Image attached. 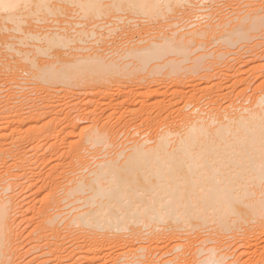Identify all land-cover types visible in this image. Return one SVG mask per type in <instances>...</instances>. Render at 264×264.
I'll list each match as a JSON object with an SVG mask.
<instances>
[{
	"label": "rangeland",
	"instance_id": "rangeland-1",
	"mask_svg": "<svg viewBox=\"0 0 264 264\" xmlns=\"http://www.w3.org/2000/svg\"><path fill=\"white\" fill-rule=\"evenodd\" d=\"M190 5L191 6L187 5V8L183 7V9L177 7L178 9H176L178 11L182 10L181 13L177 12L176 9H174V11L176 10L175 14L173 13V10L172 12L168 11L169 13H167L170 15V17L175 16L174 18L169 17L168 20H166L165 17L163 20L161 17V19L159 18V20H157L158 22L162 20V23H165L167 21L166 24H158L154 22L153 19H151L153 21L152 22L150 19H146V17L144 16H134V18H130L129 14L125 12L121 13L122 16L120 19H116L113 16L109 17V23H105L104 19V21L102 19H99L95 22L88 21V23L85 24V27L92 28L93 25H95V29L98 31V33L101 34L98 43H92V38H94L95 36L90 35L88 37V40H86V42L83 44L84 46L82 45L83 48L75 49L76 53L72 48L75 44L74 43L71 44V48H68V46L67 48L65 47L64 52L62 51L63 54L61 50H59L61 53V56L59 55V57L64 59H72L74 58V56L70 57V55H75L78 52V55H80V57L81 55L86 56L87 54L93 53L94 56L103 55L102 57L106 58V61L115 59L114 61H116L117 64L119 63L120 65H122L119 66L122 71L118 69L122 73L120 72L121 75L119 74V80L105 82V84L107 85L105 87L99 82L91 84L85 83V81H83L84 84L83 82H79L73 85H67L59 82L45 83L36 78L33 75L34 70H37V68H35L36 65L47 63V60L51 61V59H53L52 61H54V58L55 60H57L58 55L57 57L54 55H56L58 50L54 48V50H52L55 51L56 49L55 52L50 50L47 52L48 54H39V58L37 57L35 59L36 61L33 60L35 61L34 67L31 66L32 61L29 59H23V63H20L17 60L20 56L24 55L29 58L34 57L36 48L34 49L33 44L35 45L36 43H40L37 42V39L35 38H27V42L29 43L25 45L23 44L21 46L19 45L22 49H24L23 54L13 53L6 57L7 59L3 58L0 54V72L2 73L0 75V201L1 199H7L8 201L10 212L8 223L11 222L9 226L11 225V230H13V232H9L7 237V249L4 248V253L2 255L3 264H54L56 261L58 262V260H54L55 262L52 260V254H48L50 246L48 247L46 245L47 241L52 242L56 240V237L51 236L50 232H48V236L46 239L42 236V230H40L38 227L41 219L40 217H44V213H41L43 211V208L47 206L49 201H55V199H57V201L59 202L65 195V188H69L67 186H72L73 183L71 180H73L74 177H77L78 179L80 178L79 176L83 174L86 176V174L91 172L90 169L93 168L92 166H94V168L98 167V161L100 162L108 158L114 159V157H116L117 159V155L118 157H122L123 160L125 159V156H128V153L130 154L131 150L129 149H131V147L135 143L140 142V144H142L141 142L144 140L146 145H150L152 142L148 144V141L152 138L151 136L155 135L156 129H152L153 127L150 128V126L146 123L144 124L143 122L145 118L157 116L159 113H161V116L163 117L166 114L164 110L165 108L173 107V111H176L174 109L182 107L186 103H188V105L185 111H192L193 107H196V105H200L201 109L205 108V110H209L213 104L211 102H208L211 99L215 100L217 96H219L217 97V99L220 98L218 99V102L220 101L219 104H221L222 102V106L229 105L232 102L235 104H245L248 106L255 102L253 100H259V97L261 95L262 98H264V0H193V3ZM187 10L189 12H187ZM183 11H185L186 13H184ZM249 11H251L250 14H248ZM171 13H173L174 15ZM190 13L193 14L191 15ZM168 14H166L167 17ZM191 16L193 17L192 19H190ZM244 17L245 19L243 21ZM252 17L254 18V22L252 21L253 19H251ZM63 18L72 21L71 24H65L68 27L73 26V22L76 20L74 18H70L67 15H63ZM187 19L189 20L187 21ZM77 20L79 19L77 18ZM148 20H150V22ZM226 20L228 21V23ZM251 21L252 27L250 26L249 28L248 24H250ZM218 23L222 28L218 26ZM36 24L42 27L41 30L39 29L40 31H42L45 30V28L53 30L54 27L60 25V22H51L50 20L43 19L41 16L40 20L36 21ZM117 24H119V26L115 30H109L111 26L113 27ZM186 24L188 26H186ZM198 24L200 25L199 27H197ZM23 25L26 28H30V24L28 23H24ZM133 25L136 28L133 29ZM204 25L206 28L204 27ZM210 25H212V28H214L212 29ZM195 26L197 28L201 27L202 29L200 28L198 30ZM76 27H79V25H76ZM129 27L133 30H129ZM148 27H150V29ZM191 27L193 30L196 29L197 31L203 30L204 27V30H208V32L204 33L203 36L200 35L198 37H195V40H190V37L192 36L190 33ZM240 28L241 30L244 29L242 31L245 34L240 31ZM229 30L234 31L232 32ZM187 31L188 33H190V36L188 35ZM8 32L10 35H24L26 33V31L15 30H9ZM185 32L187 33V35L185 34ZM241 32L242 34L240 35ZM156 34L157 36H155ZM167 34L168 37L173 35L174 37H176V39L184 36L182 40H176L178 42L176 43V45L180 44L179 47L177 45V48H180L181 52H178L179 49L177 50V48L174 47L172 48L176 49L177 51L166 48L168 49V52L166 54L161 55L159 58L154 57L150 59L149 63L144 69H136L133 70L134 72L131 71L132 69H134L135 64H137L138 60L133 57L131 58V56L126 58L123 57L126 54L125 52L127 50V47L129 48L130 45L132 47L138 45V48L141 47L142 44H145L140 41L144 37L145 39H148L152 42L155 41L152 36H155V39H157V41H161L162 38L160 40L158 38L161 35L162 37L163 35L167 36ZM96 37L98 38V36ZM150 37L151 39H149ZM9 40H14V37L10 36ZM89 40L91 42H89ZM106 41L107 43H105ZM123 41L125 42V44L122 43ZM2 45L3 44L0 43V47ZM60 49H63V47ZM49 52H52L51 56ZM37 59H40L41 61H38ZM6 60H8V63L10 62L7 65ZM127 61L130 63L126 67H124L123 64H125V62ZM20 64L22 65L20 66ZM4 65H6V67H4ZM172 66L173 69H170V67ZM25 68L29 69L31 73ZM16 71H18V73ZM91 85H98L99 87H104L106 90H98L96 92L97 88H93V86ZM240 89L241 92L239 91ZM93 91L95 93H93ZM244 96L246 97V99ZM45 97L47 98V100ZM158 98L161 100L160 103L157 102ZM19 99L22 100L20 101L22 106L19 103ZM154 99L156 100V104L154 103ZM249 99L253 100L249 101ZM91 100L92 102H89ZM14 101H16V103ZM43 104L44 106L45 104L49 106H45L43 108ZM55 106H57V108ZM55 108L56 113L54 111ZM230 108L232 107L230 106ZM47 109L49 111L51 110V112H48ZM173 116L177 118L176 112ZM16 117L18 118L16 119ZM107 117H109L110 119ZM21 118L23 120L25 119L24 121L27 122H21ZM70 121H73L75 124ZM102 124H104L103 126H106L112 131L110 132L112 135L108 137V143L104 146L100 145L96 147L90 143H87V132L92 130L91 128L96 129L100 126L102 127ZM93 126L96 128H94ZM48 127L50 128V131L48 133H45ZM68 132L72 133L68 134ZM128 136L130 137V139ZM134 138L136 139V141L138 139L140 141H135V143L133 144L132 141L134 140ZM124 139L126 140V143ZM146 139L149 140L147 141ZM81 142L87 144V146L90 145L88 146L89 148L87 149V152L85 153L86 155L84 156L86 159L84 158V161L82 160V157V162L79 161L80 158L78 160V157H73L76 155L74 152L77 151V148H79L83 144ZM128 142L129 144H127ZM122 143L127 144H124L126 147H124ZM74 145L77 147H75ZM20 147L22 148V150ZM17 149H20L21 153H19L20 151ZM123 149H125L124 151H126L125 153L127 155L122 154L124 152L120 150ZM116 153L119 154L116 155ZM15 154L16 157L11 156ZM120 154L122 156H119ZM3 158L7 159L6 162L2 161ZM17 158L18 160L19 158L23 160L22 164L16 163ZM81 163H83V165ZM74 169H76V171H72ZM80 171L83 172L81 173ZM84 175L82 177H84ZM138 185L140 186V182L138 183ZM250 185L247 186L248 189L254 186L253 184V186ZM260 186L263 187V183ZM260 186L259 188L257 186V190L262 188ZM251 190H253V193L256 194L258 192L256 190V187L255 191L257 192H254V187ZM262 190L263 193L264 189ZM142 193L144 194V191L139 192V195L143 196V199L144 196L146 197V199L147 197H152L150 196L151 193H147L144 195ZM258 193L259 194H257V197L261 192ZM254 195H252L250 198L253 199L252 197ZM257 197L255 196L254 198ZM73 200L74 198L72 197V199L70 198L65 201L62 200L59 203H56L52 211L53 213L61 214H59V217L57 219L58 222H60V231L55 233V235L60 234V238L63 239V245L66 244L64 245L65 247L68 245L71 246V244L73 243L72 239L76 235H78L81 239L78 240L79 244L86 241V238H84V236L82 237V235L80 234L82 231L80 227H76L73 225L67 226L68 222L70 221L69 218H71L75 213V211H73L75 205L77 206L78 204V206H80L83 203L81 201H77L76 203L75 201L71 202ZM82 209L83 208L79 210ZM70 210H72V212H70ZM262 221L253 220L249 223L243 222L244 224L242 229L233 228L228 231H221L218 227L214 228L212 226L204 229L196 228L192 232L193 234L189 232L188 234L186 233L184 235H178L184 236L185 239L174 238L173 240L171 239V241H167L165 238L164 240L162 239V243H158L160 245V248L164 246L163 248H161L162 251L159 247H157L156 250L155 242L149 239L152 238L151 235H153L150 233L149 228H143L142 231L146 233H139L140 236L134 235L138 234L135 233L136 231L134 232V229L123 231L119 235H117L118 232H115L114 234L111 233L109 238L110 240L107 241V244L110 242L108 245L105 244L106 242H98V247H100L99 249H103V253H100V255H98L99 257L101 256L99 260L97 259L95 261L94 259L95 262L91 263L96 264L97 262V264H119L123 261V259L126 261L127 259H129V257L130 261L133 260L134 256L137 255V252L139 254L145 252V254L150 255L149 258L152 260L151 262L155 261L156 263L158 260V263L156 264H161L165 260H167L170 255L171 258H173L176 255L182 253L185 249L188 251V256L186 255V258H191L192 256H194L196 260L199 257L198 260L201 261L202 258L204 259V256H208L209 250L211 251L210 248H212L213 246V251H216H214L216 256L220 254L223 258H225L226 253L228 256L230 255V257L225 258L227 260L222 258L224 263L226 261L225 264H254V262L255 264H259L261 261L262 263L260 264H263L264 219ZM76 228L78 229V231H75ZM243 232L244 234L245 232L246 234L249 233L247 234L248 236L245 237L244 234H241ZM147 234L149 235V237ZM142 237H144V240L142 239ZM83 238L84 241H82ZM247 239L249 241H247ZM256 239L258 242L256 241ZM200 241H202V243ZM234 241L235 243H233ZM241 241H243V245L242 243H240ZM184 243L187 244L183 245ZM246 243L251 246L250 249H248L250 252L246 249ZM102 244L104 245V247ZM167 244L169 245V247ZM179 244L188 246V249L190 251L183 246L180 249L177 248ZM152 245L154 246V250ZM236 245L239 246V248ZM142 246L145 248H143ZM194 249L199 255H197L193 251ZM242 249H245L244 251L247 252L241 253L243 252ZM172 250H174V252ZM178 250H180V252H178ZM198 250L200 253L198 252ZM212 252H210V254H212ZM80 253L82 252L80 251ZM171 253L174 256H172ZM240 253L242 254L241 258L239 255ZM122 254L124 255L122 256ZM160 254L164 255H161V257ZM127 255L129 256L128 258ZM236 255H238L239 257L237 258ZM80 256L81 255L79 254V263L88 264L89 260L87 259L86 261L85 259H82V262ZM109 258L111 259L109 260ZM43 259L45 263L43 262ZM45 259H49L50 261L48 262ZM178 259L176 258V261H174V263L172 264H177L179 262ZM250 259L252 260V263H250ZM113 261H115V263ZM66 262H70L69 259H66Z\"/></svg>",
	"mask_w": 264,
	"mask_h": 264
},
{
	"label": "bare ground",
	"instance_id": "bare-ground-1",
	"mask_svg": "<svg viewBox=\"0 0 264 264\" xmlns=\"http://www.w3.org/2000/svg\"><path fill=\"white\" fill-rule=\"evenodd\" d=\"M192 3L193 0H0V43L3 44L0 47V54L2 55L3 58H6L13 53L23 54L24 49H22L20 46L29 43L27 42L28 41L27 38L29 39L35 38L37 39L36 41L40 43H36L35 45L33 44L34 49L35 48L37 49V50L35 49L36 52L34 54V57L29 58L24 55L20 56L17 59L20 63L21 62L23 63V59H29L32 61L31 66L34 67L36 61L35 59L37 57L39 58V54L42 55L48 54L47 52L50 50L53 51L54 48L58 50L56 55H54L56 57L58 55L57 60H55L54 58V61H52L53 59H51V61L47 60V63H44L45 62L44 61L43 62L44 64L36 65L35 68H37V70H34V72L32 71L33 75L36 78H38L39 80L45 83L59 82L67 85H73L83 81H85V83H91V84L92 83L95 84L99 82L105 87L107 86L105 82L119 80L118 78L119 74L121 75L122 73L121 72L122 70L119 68V66L122 65H120L119 63L117 64L116 61H114L115 60L114 58H113L114 60L106 61V58L102 57L103 55L94 56L93 53L87 54L86 56L81 55L80 57V55H78V52L75 55H70V57L74 56V58L72 59H64L59 57V55L61 54L59 50H61V52L62 51L64 52L65 47L67 48L68 46V48L69 47L71 48L72 47L71 44L74 43L76 44V46L74 44L72 48L74 49L73 51H75L76 53L75 49L83 48L82 45L86 42V40H88V37L90 35L95 37L98 36V38L96 37V39L95 37L92 38L93 40L92 43H96V44L98 43L101 34L98 33V31L95 29V25H93L92 28H86L85 24H87L88 21L95 22L99 19L102 20L104 19L105 21L104 20L103 21L105 23L107 22L109 23L110 22V20L108 19L109 17L113 16L116 19H120L122 16L121 13L125 12L129 14L130 18H134V16L135 17L144 16L146 17V19L147 18L150 20L153 19L154 22L160 24L163 21L160 20L158 22L157 20H159V18L161 19L162 17V19L164 20V18L166 17L165 19L168 20V18L170 17L168 13L170 11L172 12L173 10V13L175 14V11L178 8H182V9L183 7L187 8L186 6L187 5L191 6L190 4ZM174 9L176 10L174 11ZM188 10L187 12L190 11ZM181 11L177 10V12L180 13ZM183 12L186 13L185 11ZM250 12L251 11H249L248 14H250ZM193 13L190 14L192 15ZM166 14H168V17ZM63 15H67L70 18L76 19L73 22V26L71 27L66 26L67 25L66 23L71 24L72 21L63 18ZM41 16L43 19L50 20L51 22H60V25L54 27L53 28L54 31L50 29H46L44 26L43 27L45 28V30L40 31L42 27L38 26L36 24V21L40 20ZM171 17L174 18L175 16H171ZM77 18L79 20H77ZM192 18L193 17L191 16L190 19ZM244 19L245 17L243 18V21ZM251 19H253L252 21L254 22V18L252 17ZM150 20L148 21L150 22ZM188 20L189 19H187V21ZM252 21L250 24H248L249 28L250 26L252 27ZM24 23L30 24V28L24 27L23 25ZM166 23L167 21L162 24H166ZM76 25H79V27H76ZM118 26L119 24L113 27L111 26V28L109 27L110 28L109 30H115ZM186 26L188 25L186 24ZM199 26L200 25L198 24L197 27ZM210 26L212 28V25ZM218 26H220L219 23ZM204 27L203 30L200 31H197L194 27L193 28L195 30H193L191 27V32L190 31L189 32L191 33L192 38L190 37V40L191 39L195 40V37H198L200 35L203 36L204 33L208 32V30L206 31L204 30ZM132 28L134 29L136 27H134L133 25ZM148 28L150 29V27ZM200 28L197 29L199 30ZM133 29L130 28L129 30L132 31ZM9 30L26 31V33L24 35H14V34L10 35L8 32ZM242 30L240 28V31ZM229 31L233 32L234 30H229ZM242 32L240 33V35L242 34ZM187 33L185 32L186 35ZM190 33H188V35ZM10 36H13L14 40L10 41L9 40ZM155 36H157V34ZM155 36L154 37L152 36V38H154L155 40L152 42L149 41L148 39H145V37L143 39L141 38L142 40L140 41H142V43L145 44L144 45L142 44V46L139 48H138L139 45L135 46L134 44L133 45L135 47H132L131 45L129 48L127 47V50L125 52L126 54L124 53L125 55L123 54L124 55L123 57L126 58L131 56V58L133 57L136 58V60H138L137 64H135L134 69H132L131 71L136 69H144L146 65L149 63L150 59L154 57L159 58L161 55L166 54L168 52L167 51L168 49L176 50L173 49L172 47L177 48V45L179 47L180 44L176 45V43H178L177 41L182 40V38L184 37L183 36L180 37L179 39H176V37H174L173 35L168 37L167 34V36L163 35V37L165 36L164 38L162 37V35L160 37L158 36L159 37L158 39L160 40L162 38V40L157 41V39H155ZM149 39H151V37ZM89 42L91 41L89 40ZM105 43H107V41ZM122 43L125 44L124 41ZM62 47L63 49H60ZM177 50L178 52H181L180 48H177ZM36 53L38 54V56ZM51 54L52 52L50 53V56ZM6 61H5L6 65L10 63V62L8 63V60ZM129 63L130 62L128 61L125 62L123 66L126 67ZM56 64H60V65H56ZM6 65H4V67H6ZM21 65L22 64H20V66ZM118 69H120L121 71H119ZM170 69H173V66L170 67ZM28 70L29 69H27V71ZM16 72L18 73V71ZM1 74L2 73L0 72V75ZM91 86H93V88H97L96 92L98 90L99 91L106 90L104 87L102 88L99 87L98 85H91ZM239 91L241 92V89ZM93 93L95 92L93 91ZM217 97L215 100L211 99L208 102V103L211 102L213 104L209 110H205V108L201 109L200 105H196V107H193V110L191 109L192 111L189 110L185 111L188 105V103H186L184 106L174 109L176 111H173V107L165 108L164 110L166 114L163 117L161 116L162 114L159 113L157 116L145 118L143 123L149 125L150 128L153 127L152 129L154 128L156 129L155 135L151 136L152 138L151 139L149 138L150 139V140L148 139L149 141L146 139L149 142L148 144L152 142L150 145H146L145 140L142 141L143 139L141 140L142 144H140V142L135 143L136 139L134 138L132 143L135 144L131 147V149H129L131 150V152L130 154L128 153V156H125V159L122 160V157H118L117 155L119 153H116L117 159L116 157L113 156L114 159L108 158L100 162L98 161L99 164L96 163L98 167L95 166L96 168H94V166H92L93 168L90 169L91 172L86 174V176L83 174L84 177H82L83 175L79 176L80 178L78 179L77 177H74V179L71 180L73 183L71 187L66 185L69 188H65L66 189L65 195L60 201L62 200L65 201L70 198L72 199L73 197L74 200L71 202L74 201L75 203L77 201L83 202L80 206H78V204L77 206L75 205V207L73 206L74 207L73 211H75V213L72 215L71 218H69L70 221L68 222L67 226L73 225L76 227H80V229L82 230L80 234L82 235V237L84 236V238H86V241H84L83 238L82 241L84 242L79 244L78 240L81 239L79 238L78 235H76L72 239L73 243L72 242H71L72 244L70 243L71 246L68 245L65 247L64 245L66 244L63 245L62 242L63 239L60 238V234L55 235V233L60 231L59 228L60 222H58L57 220L60 213L56 214L52 212L54 209V205L56 203H59L60 201L58 202L57 199H55V201H49L47 206L44 207L43 211L41 212L44 213L45 218L43 216L40 217L41 219L39 218L40 222L38 227L40 230H42V236L45 237L46 239L48 236V232H50L51 236L56 237V240L52 242L47 241L46 243L48 247L50 246L49 250L47 247V250H48V254L49 253L52 254L53 256L52 260L53 261L58 260V262L56 261L57 263L54 261L55 262L54 264H80L79 254L81 255L80 256L81 261L82 259L83 260L85 259L86 261L88 259L89 260L88 264L89 263L92 264L91 262H95L97 259L99 260L101 256L99 257L98 255H100V253H103L102 251L103 249L102 248L99 249L100 247H98L99 241H102L103 243L106 242L105 244H107V241L110 240L109 238L111 233L114 234L115 232H118L117 235H119L121 232L126 231L128 229H134V232L136 231L135 233H138L134 235L140 236V234L146 233L142 231L143 228H149L150 233L153 234L151 235L152 238L149 239L155 242L156 244L155 247L157 250V247L160 246L158 243L161 242L162 239L164 240L165 238L167 241L168 240L171 241V239L173 240L174 238L185 239L184 236H178V235L179 234L184 235L186 233L188 234L189 232L192 233L196 228L204 229L212 226L214 228L218 227L221 231L223 230L228 231L233 228L242 229L244 224L243 222L249 223L250 221L253 220L262 221L264 219V192L262 193L263 191L262 189H264V186L263 187L260 186L262 183L264 185V98H262L261 95L259 97V100L252 99L255 102L248 106L245 104H240V105L238 103L235 104L233 102L230 103L229 105L222 106V102L221 104H219L220 101L218 102V99L220 98L217 99ZM252 100L249 99V101ZM20 101L22 100L19 99V103L21 104ZM14 102L16 103V101ZM89 102H92V100ZM157 102L160 103L161 100L158 98ZM154 103L156 104V100L154 101ZM45 106L48 107L49 105L45 104ZM45 106L43 104V108ZM230 106L232 108H230ZM55 107L57 108V106ZM56 108L54 109L55 113H56ZM48 112H51V110L50 111L48 110ZM175 112L177 114V118L173 116ZM17 118L18 117H16V119ZM24 120L22 119L20 121L22 122ZM70 122L74 123L73 121ZM103 125L104 124H102V127L100 126L101 128L100 127L96 128L93 126L96 129L91 128L92 130L90 131L88 130L89 132H87L88 133L87 139L84 138L87 140V143H90L95 147L100 145L104 146L108 143L107 140H109L108 137L112 135L110 133L112 131ZM50 128L48 127L45 133H48L50 131ZM69 133L72 132H68V134ZM138 140L136 142H138ZM127 144H129V142ZM125 145L124 147H126ZM88 146L87 144L83 143L79 148H77V151L74 152L76 155L73 157H78V160L80 158L79 161L82 162V160H84L85 158L84 157L86 155L85 153L89 148ZM17 150L20 151V149ZM124 150L125 149L120 151L124 152L121 153L125 155L126 151ZM19 153H21V151ZM16 154L11 156L16 157ZM119 156L122 155L120 154ZM20 159L21 158H19L18 160L17 158L16 161L17 164H22L23 160ZM6 160H7L6 158H3L2 161L6 162ZM83 163L81 164L83 165ZM72 171H76V169ZM139 182H140V186L138 185ZM250 184L254 185V186L252 185L254 187V192L257 191L261 192L263 196L260 193L261 197L260 195H258L257 197V194L259 193L258 192L257 194L253 193V190H251L253 187H250L248 189L247 186ZM257 186L258 188L259 186L262 187L261 189H259L261 191L257 190L258 189ZM255 187L257 191H255ZM142 191H144V194L151 193L150 196L152 197L150 196H149L150 198L147 197L148 199L147 200L146 197L144 196L145 199L144 200L143 196L139 195V192ZM252 195H254L252 197L253 199L250 198ZM255 196L257 198H254ZM1 201H0V264H3L2 255L4 253V248L7 249V245H6L8 239L7 237L9 232H13V230H11V225L9 226L11 222L8 223L9 222L8 218L10 215L8 201L7 199L5 200L1 199ZM81 208L83 209L79 210ZM70 212H72V210H70ZM75 231H78V229L76 228ZM195 233H199V232H195ZM241 234H244V232ZM245 234L244 236L247 237L248 236L247 234L249 233H247L246 235ZM144 237H142V239ZM187 239H188V235H187ZM247 241L249 240L247 239ZM200 242L202 243V241ZM242 242L243 241H241L240 243ZM233 243H235V241ZM186 244L184 243L183 245ZM183 245L179 244L178 246L177 245L176 246L177 248L180 249ZM246 245H247L246 249L247 250L250 249L251 246L248 245L247 243ZM183 247H186L188 249V246H183ZM237 247L239 248V246ZM210 249L211 251L209 250L208 256L205 254L206 256H204V259L202 258L201 261L198 260L199 257L197 259L198 261L195 259L194 256H192L191 258L189 257L186 258L188 256L187 255L188 251L185 249L182 253L175 256L177 259L178 258L180 259V260L178 259L179 262L177 261L178 262L177 264H223L224 263L223 259L230 257V255L228 256L226 252H225L226 253L225 258H223L220 254L216 256V254L214 253L215 250L213 251V246ZM79 250L82 253H80ZM153 250H154V246H153ZM174 250L172 251L174 252ZM244 250L241 253L247 252ZM193 251L196 253L195 249ZM178 252H180V250H178ZM210 252H212V254H210ZM241 253L239 254L240 258L242 255ZM136 254H135L136 256H134L133 260L131 261L129 260L130 257L127 255V258L129 257V259L127 260L129 261L127 260L125 261L123 259V261L120 262L119 264H152V263L154 264L155 263V261L151 262L152 260L149 258L150 255L145 254V252L141 254L137 252ZM123 255L124 254H122V256ZM161 255L164 254H160V256ZM172 256L174 255L172 254ZM236 256L237 258L239 257L238 255ZM169 257L161 264H172L174 263V261H176L175 257L171 258V255ZM66 259L67 260L69 259L70 262H66ZM110 259L111 258H109V260ZM50 260L48 259L46 261L49 262ZM43 262L45 263L44 259ZM113 262L115 263V261ZM156 263H158V260ZM250 263H252L251 259H250ZM260 263H262V261ZM263 264H264V260H263Z\"/></svg>",
	"mask_w": 264,
	"mask_h": 264
}]
</instances>
